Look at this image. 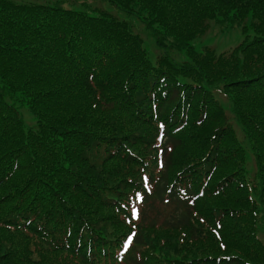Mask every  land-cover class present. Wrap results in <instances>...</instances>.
I'll list each match as a JSON object with an SVG mask.
<instances>
[{"label":"trees","instance_id":"1","mask_svg":"<svg viewBox=\"0 0 264 264\" xmlns=\"http://www.w3.org/2000/svg\"><path fill=\"white\" fill-rule=\"evenodd\" d=\"M101 1L116 14L93 9L88 0L68 6L0 0V264H61L52 258L64 251L62 239L72 246L81 229L83 263L90 240L94 257L109 255L111 230L113 238L128 231L111 193L116 184L142 185L133 167L143 165L156 142L153 116L165 125L162 151L171 146V153L157 177L148 172L152 193L127 262L214 264L220 254L209 233L182 250L175 237L153 233L155 227L190 231L198 224L194 214L210 216L206 206L215 201L228 208L220 220L228 257L219 264H264V224L249 218L247 200L264 197V0ZM128 17L154 40V59ZM211 23L219 35L227 27L240 30L244 40L225 56L203 53L197 47ZM221 90L255 156L256 183L249 187L248 160L215 105ZM185 112L186 124L170 133ZM113 146L130 149L129 156L106 157ZM189 165L193 176L198 167L206 175L213 166L210 185L228 187L191 208L177 198L176 185L170 188ZM235 210L246 216L234 218ZM244 234L248 251L236 249ZM203 240L214 255L202 254Z\"/></svg>","mask_w":264,"mask_h":264},{"label":"rangeland","instance_id":"2","mask_svg":"<svg viewBox=\"0 0 264 264\" xmlns=\"http://www.w3.org/2000/svg\"><path fill=\"white\" fill-rule=\"evenodd\" d=\"M57 1H60L65 6H68L72 0H53V2H57ZM218 28H219V25L211 23L210 29L207 31L205 36L202 38L201 44L198 45V47H197L203 53L207 52L211 56H213L214 58H218L220 56L228 55L235 47H237L239 44L242 43V40H244V36L241 34L240 30H237V29H228L227 30L226 29L222 33V35H219L220 31ZM134 30H135V32H137L142 37L144 43H147L148 46L152 50H154L152 38H150L149 36H146L141 25H138L137 23L134 24ZM246 104H247L246 102H243V105L246 106ZM23 121H25L26 123H31L30 116H28L26 113H24L23 114ZM235 130H236L235 134L238 138V141L240 142L241 146L245 150V153H246V156L248 159L247 170H248L249 174L246 175V181L250 184L256 183L255 175L253 174L254 162H253L251 154L249 152L247 143L245 142V140L243 139V137L239 133V131L236 128H235ZM252 174H253V178L251 177ZM126 177H127L128 181H132V179L129 178L128 176H126ZM129 188L130 187H125L124 185H117L116 184V186L113 187V190L115 191V195H117V191H123V190L129 189ZM210 203H212L213 205H220V204H218V202H215V201H209L207 203V205H209ZM221 203H222V205H234V204H231L227 201H221ZM236 211L240 212L239 210H236ZM263 212H264V207L261 206L260 211L257 212V215H256L257 219L261 215H263L262 214ZM211 215H213V212L211 213ZM108 230H109V228L107 229V231ZM112 232L113 231L111 230L110 236L112 237V239L116 240L115 238H113ZM164 232L165 231L157 230L153 233V235H158V234H161ZM182 232L184 233V231H182ZM167 233H169V232H167ZM194 233H195V235L205 233V235L208 236V234H206L205 230H202L201 228H197ZM169 234H173V236H177V237H179L181 235V233H171V232ZM231 238H232V235L229 236V241H231ZM121 241H122L121 239H117V244L119 246L121 245ZM201 242L203 244V249H204L202 254L214 255V252L210 249L209 243L204 242V240ZM213 247L216 249L217 248L219 249L218 243L214 239H213ZM219 251H220V249H219ZM220 253H222V251H220ZM117 262L119 263L118 260H117Z\"/></svg>","mask_w":264,"mask_h":264},{"label":"snow or ice","instance_id":"3","mask_svg":"<svg viewBox=\"0 0 264 264\" xmlns=\"http://www.w3.org/2000/svg\"><path fill=\"white\" fill-rule=\"evenodd\" d=\"M137 216V210L135 208L132 209V217L136 218Z\"/></svg>","mask_w":264,"mask_h":264}]
</instances>
